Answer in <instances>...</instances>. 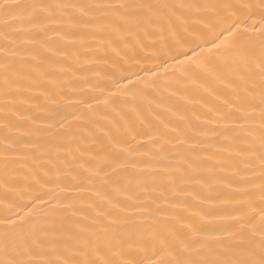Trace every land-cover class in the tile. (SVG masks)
Listing matches in <instances>:
<instances>
[{"label": "snow or ice", "instance_id": "6c2138e0", "mask_svg": "<svg viewBox=\"0 0 264 264\" xmlns=\"http://www.w3.org/2000/svg\"><path fill=\"white\" fill-rule=\"evenodd\" d=\"M0 264H264V0H0Z\"/></svg>", "mask_w": 264, "mask_h": 264}, {"label": "bare ground", "instance_id": "6f19581e", "mask_svg": "<svg viewBox=\"0 0 264 264\" xmlns=\"http://www.w3.org/2000/svg\"><path fill=\"white\" fill-rule=\"evenodd\" d=\"M17 27H19V25H17ZM92 71L103 72L105 71V69L96 68L93 69ZM35 102H42V100ZM193 211H195V209ZM219 215L224 218L213 220L205 226L207 229L210 230L209 234L221 233L222 229H228V230L239 229L240 225L237 224L235 221V217H238L239 212L233 211L230 208H223L219 210ZM229 216H231L232 218H228ZM196 223H199V221L197 220Z\"/></svg>", "mask_w": 264, "mask_h": 264}]
</instances>
